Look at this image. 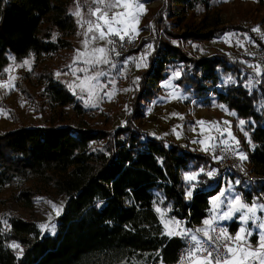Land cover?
<instances>
[{"label": "trees", "instance_id": "1", "mask_svg": "<svg viewBox=\"0 0 264 264\" xmlns=\"http://www.w3.org/2000/svg\"><path fill=\"white\" fill-rule=\"evenodd\" d=\"M174 1L181 10L204 4V0ZM73 2L0 0V77L12 61L32 56V68L18 84H41L39 94L52 111L57 110L46 124L0 132V192L15 185V198L30 205L35 192L25 182L34 179L54 184L65 196L55 234H42L33 221L17 215H0V264H173L183 240L163 235L166 228L155 204L184 227H193L207 217L210 199L220 185L209 187L214 177L206 173L216 165L209 155L142 129L143 105L155 97L152 84L166 80L170 67L182 63L185 69L176 84L185 93L204 107L223 104L235 114L234 123H247V135L255 146L250 148L244 139L239 144L256 178L264 175V76L249 88L242 82L250 77L247 74L255 78V73L245 70L242 63L219 54L188 56L169 40L205 42L227 30L170 33L161 13L155 28L161 24L167 39L142 38L136 49L146 42L153 47L146 68L138 74L124 124L114 131L92 120L69 126L62 122L61 109L70 106L77 114L85 110L51 72L38 71V62L61 49H72L77 33L69 10ZM228 76L235 83H220ZM21 90L27 93L26 88ZM188 172L199 173L197 183L184 180L183 174ZM237 174L240 180L252 182ZM259 181L256 178L255 183ZM256 186L251 185L248 192L239 188L241 199L252 200ZM261 187L264 193V185ZM255 198L263 202L261 196ZM237 226L232 222L229 228L234 231ZM10 242L22 246L20 255L8 246Z\"/></svg>", "mask_w": 264, "mask_h": 264}, {"label": "rangeland", "instance_id": "2", "mask_svg": "<svg viewBox=\"0 0 264 264\" xmlns=\"http://www.w3.org/2000/svg\"><path fill=\"white\" fill-rule=\"evenodd\" d=\"M74 1L75 3L73 2L69 6L77 23V33L72 39V49H61L55 54L43 57L38 62V71L43 69L46 72H51L56 80L67 87L85 110L82 114H77L70 106H65L61 109L63 123L66 122L69 126L76 127L78 122L92 120V122L101 125L105 124L104 126L114 131L124 124L129 114V102L138 81V74L146 68L153 47L150 42H146L136 54L125 58H111L108 54L111 64H114L115 67L102 64L95 69L91 68L84 61L92 58L93 48L106 47V41L92 40L93 33L88 32L87 21L95 20L94 16L89 15L91 0H87V2L85 0ZM140 3L143 4L144 10L139 15L138 22L135 20L131 22L136 29L133 33L140 34L142 38L167 39L166 33H164L166 31L160 28L161 24H159L158 30L155 28V21L161 13L164 14V27L170 33L182 34L188 31L203 33L211 29L220 32L226 29L227 33H218L215 38L205 42L193 39L185 40L184 38H171L169 41L179 44L190 57L223 55L242 63L245 70L255 73L256 78H263L264 61L260 54L264 50V0H204V4L198 2L192 9L183 10L176 7L174 0H140ZM133 6H135L134 0ZM94 8L95 5H92V10ZM76 11L81 12L80 17L74 15ZM124 11L127 9L113 8L108 11V15L110 17L113 12ZM78 21L80 22L78 23ZM255 28H259V31H253ZM86 32L88 35H85ZM248 32H251L253 36H250ZM86 40L89 41L87 48L84 43ZM78 53H84V55L77 59ZM25 61L28 63L25 64ZM33 64L32 56L20 62L12 61L6 67L8 71H5L4 76L0 77V132L14 130L19 126L46 124L57 113L56 109L52 111L47 106L45 99L39 94L42 92L41 84L38 86L31 83H27L26 86L18 84V80H23ZM138 65L141 66L138 67ZM85 67L89 68L88 75H92L96 71L106 73L99 78L101 87H97L91 96L87 91H81L77 87L85 76V73L79 69ZM257 67L260 69L259 72L256 70ZM184 69L182 63H176L170 67L166 80L152 84L155 97L143 105L144 117L140 120L142 129L151 136L162 137L209 155L216 164L211 170L216 173L212 176L214 178L221 172L219 167L223 154H229L233 162L238 164L222 176L218 193L210 199L208 214L213 215V212H216V215H220L227 211L229 207L227 201L234 199L237 195L240 197L239 188L242 187L248 192L253 184L257 185L254 195L259 198L261 196L263 202H257L255 196H252V200L249 199L247 202L240 197V201L248 207H252L254 201L257 205L264 204V193L261 189V185H264V175H256V178L261 181L255 183L256 178H250V176L255 177V173L252 172L253 166L248 159L240 158L241 153L246 157L247 153L242 150L239 140L244 139V143H247L252 149L255 146L246 135L248 134L247 123L241 124L240 121L243 120L234 123L235 114L223 104L213 102L212 106L204 107L192 95L185 93L176 84V80L181 77ZM247 75L250 77L243 81L242 85L245 84L251 88L259 83L254 82L251 78L252 74ZM232 82L235 83L229 76L220 79L222 84ZM69 85L73 87L70 88ZM21 88H26L27 93ZM5 106L13 114H10ZM108 119L109 121H107ZM205 147L208 148L207 151L204 150ZM190 173H184L183 178ZM237 173L244 174L252 182L240 180ZM189 182L197 183L198 179ZM25 185L31 187L35 192L32 203L27 205L15 198L18 194V188L15 185L5 186L0 192V215H17L24 220L33 221L42 234H55L57 210L61 212L65 196L52 183L32 179L25 182ZM222 190L229 191L227 199L219 209H214L213 198L219 196ZM259 193L262 194L259 195ZM154 208L158 215L160 213L169 217L168 211L160 207L159 204H155ZM240 215V213H236L229 219L216 220V222L229 227L232 221L235 222L238 218V222L246 229V224L239 219ZM263 215L264 210L257 208L255 217L250 219L247 225L255 227L264 224L262 222ZM172 219L174 221V218ZM41 225L47 227L41 228ZM259 231H264V229ZM251 236L255 240H252L251 237L248 247L245 249L250 246V249L255 251L259 244L256 243L259 238L257 231H252ZM14 244L19 247H13ZM8 246L14 249L17 255H20L22 246L19 243L10 242Z\"/></svg>", "mask_w": 264, "mask_h": 264}, {"label": "snow or ice", "instance_id": "3", "mask_svg": "<svg viewBox=\"0 0 264 264\" xmlns=\"http://www.w3.org/2000/svg\"><path fill=\"white\" fill-rule=\"evenodd\" d=\"M85 2H87V0H85ZM92 5H95L94 10H92ZM134 5L135 6H133V0H91L89 15L95 17L94 21H87V23L89 24L88 32L93 33L91 39L106 41V44L112 45L114 44V41L110 39V37H119L121 41H123L125 37H130L131 33L136 31L131 22L134 20L138 22V17L144 10L143 4L140 3V0H134ZM119 7H123L127 9V11L113 12V14L109 17L108 11L113 8ZM74 15L80 17L81 12L76 11ZM79 22L80 21H78V23ZM253 31H259V28H255L253 29ZM88 32H86L85 35H88ZM84 43L85 47L87 48L89 41L86 40ZM109 51L115 52V48H93L92 58L85 60L84 63L86 65H89L93 69L102 64L115 67L114 64H111V60L108 55ZM83 55L84 53H78L77 59H79ZM116 55H119V53H116ZM27 63L28 62L25 61V64ZM139 66L141 65H138V67ZM256 70L257 72H259V67H257ZM4 71H8V69H5ZM79 71L85 73V76L81 83L77 85V87H79L81 91H87L89 96H91L92 94H94L97 87H101V85L99 84V78L106 75V73L104 71H96L94 72V74L88 75V67L79 69ZM57 75H59V73H57ZM73 75H75V72H73ZM177 75L179 74L177 73ZM77 79H80V77H77ZM12 87H14V85H12ZM69 87L72 88L73 86L69 85ZM240 123L243 124L245 122L240 121ZM204 150L207 151L208 148L205 147ZM240 158L242 160L247 159V157L243 153L240 154ZM201 172H203V169H201ZM215 174L216 173L214 170L206 173V175L209 177H212ZM198 175L199 173L186 174L184 179L186 181H195ZM236 183H239V181H236ZM228 194V190H222L219 196L213 198L214 209H219L220 206L225 203ZM187 195L188 197H191L192 192L189 191ZM227 202L229 205L227 211L223 212L220 215H214L212 219H206L203 222L205 228L196 230L198 233H203V236L207 240V244L214 248L215 253L213 251H209L208 248L205 247L204 241H202L198 235L191 234L189 230H185L183 232L166 230L163 233V235H166L168 237L177 235L185 236L193 242L192 246L188 249L186 256L190 264H213V260L215 261V264H264V231H261L259 234V244L258 248L255 251H252L250 249V246L248 249H245L243 246L238 249L230 246L226 241H229L232 238L228 235L226 230H221L215 237V240H213V238L209 235L210 230H215L212 226L216 220H226L231 218L234 214L240 213L241 215L239 216V219L244 224H247L250 219H253L255 217L257 208L264 210V204L257 205L255 201L253 202L252 207H248L246 204L240 201V197L238 195L235 196L234 199L228 200ZM53 207L55 208V205H53ZM157 211H159V209H157ZM59 214L60 210H57V215ZM45 227L47 226L41 225V228ZM259 227L261 229H264V224L259 225ZM243 232H245V228L241 226L236 234V240L244 239V237L241 236V233ZM246 235L251 236L252 233L247 232ZM221 246L224 248L227 254L226 256L221 255ZM13 247L19 246L14 244Z\"/></svg>", "mask_w": 264, "mask_h": 264}, {"label": "built area", "instance_id": "4", "mask_svg": "<svg viewBox=\"0 0 264 264\" xmlns=\"http://www.w3.org/2000/svg\"><path fill=\"white\" fill-rule=\"evenodd\" d=\"M110 39H112L114 41V44H112V45L106 44V47L109 49L115 48V52L109 51L108 54L110 55L111 58H117V57L132 56V55L136 54L135 51L140 46L142 36L138 33L132 32L130 37H125V39L123 41H121L119 39V37H110ZM116 53H119V55H116ZM260 55H261V59L264 61V50L261 51ZM252 79L253 80L258 79L257 82H260L259 77L258 78L255 77ZM237 165H238L237 163L233 162V160L229 154H227V153L223 154L222 161H221V164L219 167L220 168L219 171H221V172L214 178L213 184L209 185V187H213V186L218 185L222 179V176L224 174L230 172V170L232 169L233 166H237ZM250 178L254 179L255 177L250 176ZM212 227L215 230L214 231L210 230L209 235L213 238V240H215V237L218 235V233L221 230H226L228 235L232 238L231 240L226 241L230 246L237 248V249L240 248L241 246H243L244 248L248 247L250 239H249V236H247L246 234L243 236L244 237L243 240L236 241L233 233H231V231L229 230V228L226 225L214 222ZM178 236L183 240V245L178 250L175 262L173 264H190V262L186 258V256H187V251L192 246L193 242L188 237L180 236V235H178ZM201 240L204 241V245H205V247L208 248L209 251H213L215 253L214 248L207 244L206 238H202ZM220 251H221L222 256L227 255L222 246H221ZM213 264H215L214 260H213Z\"/></svg>", "mask_w": 264, "mask_h": 264}, {"label": "crops", "instance_id": "5", "mask_svg": "<svg viewBox=\"0 0 264 264\" xmlns=\"http://www.w3.org/2000/svg\"><path fill=\"white\" fill-rule=\"evenodd\" d=\"M117 58H121V57H117ZM122 58H125V57H122ZM215 215H216V212H213ZM214 214L212 215V214H208L207 215V217L200 223V224H197V225H194L193 227H189V228H187V227H184V225H183V223H181L179 220H175L174 219V221H173V219L171 218V217H168V216H164V215H162V214H160L159 213V219H160V222L165 226V228H166V226H167V228H166V230H173V231H177V232H183V231H185V230H189L190 231V233L191 234H195V235H198L199 237H200V239H202V238H205L204 236H203V233L202 232H200V233H198L196 230H198V229H202V228H205V225H204V221L206 220V219H212V217L214 216ZM261 215V214H260ZM263 218H264V215H263ZM232 220H236V219H232ZM232 220H230V221H232ZM177 222H178V224H177ZM216 222V221H215ZM233 222V221H232ZM237 224H238V226H237V229L236 230H234V231H232V230H230V228H229V230L231 231V233H233V235H234V238H235V240H236V234H237V232L239 231V229L241 228V223H239L238 222V218H237V220L235 221ZM262 222L264 223V219H262ZM253 223V222H252ZM254 225V224H253ZM245 227H246V229H245V232H243V233H241V236L243 237L245 234H247V232H251L252 233V231L254 232V231H257V234H258V236H259V234H260V232L261 231H259V230H263V229H261L260 227H259V225H256L255 227H253V226H251V227H249V225H245ZM185 228V229H184ZM257 229H259V230H257ZM178 236V235H177ZM251 237L252 236H249V239L251 240ZM252 240H255V238L254 237H252ZM236 241H238V240H236ZM256 243H259V238H258V241L256 242ZM258 245V244H257Z\"/></svg>", "mask_w": 264, "mask_h": 264}]
</instances>
